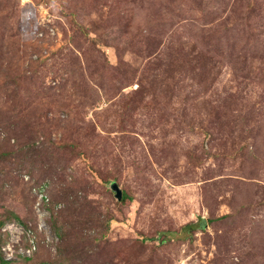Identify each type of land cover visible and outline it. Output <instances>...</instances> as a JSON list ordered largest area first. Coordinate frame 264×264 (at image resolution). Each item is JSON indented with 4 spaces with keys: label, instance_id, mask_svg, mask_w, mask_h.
Instances as JSON below:
<instances>
[{
    "label": "rangeland",
    "instance_id": "374dc122",
    "mask_svg": "<svg viewBox=\"0 0 264 264\" xmlns=\"http://www.w3.org/2000/svg\"><path fill=\"white\" fill-rule=\"evenodd\" d=\"M0 258L264 264V0H0Z\"/></svg>",
    "mask_w": 264,
    "mask_h": 264
},
{
    "label": "trees",
    "instance_id": "16d2710c",
    "mask_svg": "<svg viewBox=\"0 0 264 264\" xmlns=\"http://www.w3.org/2000/svg\"><path fill=\"white\" fill-rule=\"evenodd\" d=\"M35 148L33 147V148H29L28 149V151H31V153H32V155L34 156L35 155V152L37 153V155H39V150L38 149H36L35 151ZM27 154L29 155L30 153H28L27 152ZM53 160H55V158L53 157V155H52V157H51ZM32 162H34V161H32ZM35 163V162H34ZM47 164H49V165H51V164H54V163H47ZM123 193V192H122ZM123 201H125V200H127L128 199V195L127 194H124L123 193ZM81 207H83L82 205H80ZM84 209H86V207L85 208H82V210H81V212L84 210ZM61 217V216H60ZM63 217V216H62ZM72 222V219H70V220H67L66 218H64V219H60V222H56L55 221V223H54V228H55V230H56V232L58 233V234H60V237H66V240L67 241H69V237H70V235L72 234V232H71V229H70V226L69 225H71L72 227H73V225L72 224H70ZM206 224H207V221L206 220H201L200 222H199V224H198V226H197V228H200V229H204L205 227H206ZM56 225V226H55ZM193 226V225H192ZM188 227H190V226H188ZM74 252V251H73ZM75 254H77V255H79L80 253L76 250L75 252H74ZM0 264H8L7 262H6V260H3V259H1L0 258Z\"/></svg>",
    "mask_w": 264,
    "mask_h": 264
},
{
    "label": "water",
    "instance_id": "95a60500",
    "mask_svg": "<svg viewBox=\"0 0 264 264\" xmlns=\"http://www.w3.org/2000/svg\"><path fill=\"white\" fill-rule=\"evenodd\" d=\"M112 189L116 192L117 198H118L119 200H121V199H122V196H123V193H122V191L118 188V185H117V184H113V185H112Z\"/></svg>",
    "mask_w": 264,
    "mask_h": 264
},
{
    "label": "built area",
    "instance_id": "2783aa9c",
    "mask_svg": "<svg viewBox=\"0 0 264 264\" xmlns=\"http://www.w3.org/2000/svg\"><path fill=\"white\" fill-rule=\"evenodd\" d=\"M40 196H41V200L43 202H44V200L48 201V198H47V195L46 194L40 193Z\"/></svg>",
    "mask_w": 264,
    "mask_h": 264
}]
</instances>
